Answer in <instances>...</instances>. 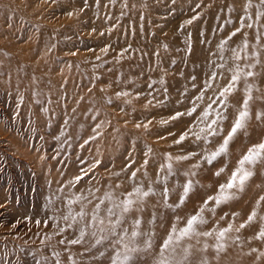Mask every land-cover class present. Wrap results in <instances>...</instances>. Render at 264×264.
Segmentation results:
<instances>
[{
    "label": "rangeland",
    "instance_id": "rangeland-1",
    "mask_svg": "<svg viewBox=\"0 0 264 264\" xmlns=\"http://www.w3.org/2000/svg\"><path fill=\"white\" fill-rule=\"evenodd\" d=\"M19 1L23 4L27 0ZM32 1L38 6L42 23L55 26L52 32L43 34L39 23L34 25L27 22L15 26L25 19L22 7L15 3L7 5L8 8L0 6V32L2 27L12 23V37L16 42L26 46L34 44V48L40 54L39 59H33L34 63L51 59L53 71L62 72L67 80L44 81L41 78H23L27 84L29 80L34 79L41 86L29 88L28 103L24 99L21 103L11 94L12 88H16V85L4 88L0 82V222H2L0 239L20 237V242H32L33 240L26 238L27 232L35 230L45 222L53 226L55 232L56 225L66 227L62 220H53V217L60 216L56 215L55 209L60 214L67 213L65 197L72 198L73 194L86 193L87 190L94 192L95 197H100L106 191H112L123 200L135 186L142 182L147 189L151 181L158 194L148 198L145 211L139 215L144 221L142 230L155 233L153 248L150 252L141 253L137 264H153L159 246L175 222V216L186 217L195 214L203 200L207 196L216 195L219 185L227 182L231 172L238 166V161L248 150L253 145L264 142V119H256L257 112H264V102L255 99L264 95V69L258 65L252 70L262 74L255 79L248 78V82L254 83L260 91L257 92L255 88L252 91L254 99L249 101L250 119L247 121L246 134L242 131L233 139L229 144V155L226 158H218L213 165L202 163L198 175L191 179L198 180L203 187L197 186L177 213L174 214L163 207V199L159 193L163 191L164 186L154 181L160 165L168 162L166 154L170 153L176 157L186 155L189 151H200L204 147L209 151H215L222 143V137L230 131L232 121L243 104L244 80H240L235 91L227 98L229 107L226 110L219 102L212 106L213 109L223 111L228 119L224 121L223 133L208 145H205L203 140L193 143L195 141L193 133L199 132L205 124L193 125V117L185 116L175 121H170L169 117L175 115L177 111L185 112L192 107L189 97H195L197 88L207 78L205 73L221 71L216 67L223 63L220 59L219 45L240 26V17H245V23H252L253 27H243L241 33L224 45L225 51L222 55L228 60L229 67L233 65V61L229 59L232 56L231 49H236L241 57L245 55L238 47L242 44L244 33H247V38L251 34L255 37L252 45L256 44L258 31L264 34V27H261L264 25V16L258 21L256 18V5L259 4V0H252L253 6L247 10H245L247 0H99V3L96 0ZM260 10L264 11V6H261ZM9 12L11 17L6 18L5 14ZM248 16H251V20L247 19ZM189 20H192V23L189 24ZM17 31L21 35H18ZM260 43L264 44V36ZM104 48H108L107 53L102 51ZM254 50L252 46L248 47L247 54L251 56ZM260 59L264 62V51L260 52ZM252 62L243 58L237 61L244 71L249 70L245 65ZM31 71V68L25 66L22 73L26 75ZM225 75L230 79L231 73L226 72ZM193 76L196 77L195 82L192 80ZM13 78H16L14 71L7 73L2 71L0 76V80L3 81ZM227 82L223 78H218L219 86L213 82L217 95ZM150 83L151 89L148 88ZM194 83L197 88L193 87ZM51 87H55L53 92L50 91ZM83 91L93 98L88 97L84 101V114L80 115L76 134L69 136L64 130L72 121L63 115L61 100L70 97L75 99V96H80ZM121 92H128L130 95L118 98L116 94ZM36 93L51 95L52 107L60 110V116L56 121L52 119L53 111H47L48 105L38 100ZM137 93L142 95L137 98ZM208 97L215 98L211 90L206 93L204 101L198 102L200 104L198 112L210 102ZM109 100L112 103H109ZM23 103L28 105L32 103L37 111L48 118H43V121L40 119L48 126L46 130L42 131L33 126L32 113L26 114L29 108ZM161 121L169 122L162 124ZM98 123L101 124V128L97 131L101 135L95 140H89L82 148L84 141L95 134L93 129ZM138 123L141 125L139 128L136 127ZM145 124H148L147 129L144 127ZM190 126L192 132L188 138L179 145L175 144L174 141ZM6 132H9V136ZM62 135H65L66 139L60 138ZM42 144L45 146L47 161L56 157L54 159L56 163L50 167L37 160L30 163L25 161L24 149L28 147L31 150H40ZM146 146L152 149V154L147 157L149 160L147 168L142 169L141 165L146 159ZM58 148L60 152L57 154ZM197 159L199 157L180 162L172 161L177 172L168 180V203L179 201L183 191L180 185L189 179L181 173L190 169ZM96 161L100 163L94 168L91 167ZM132 161H135L132 168L122 171ZM225 161L228 168L216 177L215 171L222 167ZM138 168L141 170L137 172L135 180L129 179L131 172ZM82 169L89 170L88 175L75 188L71 187L68 181L82 175ZM252 171L254 175L245 191L238 194V199L221 205L214 218L211 213H204L209 222L201 227V231L211 229L216 221H219V228L227 227L229 223L233 225V230L227 233L224 241V250L217 252L209 245L206 253L196 251L204 243L216 244L214 236L199 238V244L195 240L185 241L186 244L195 245L192 264H198L202 259H206L207 264H264V256H260V253L264 252V240L254 238L264 225V221L259 219L260 216H264V203L253 224L240 229L239 232L235 230L246 221L259 196L264 195V162L258 163ZM144 172H147V176ZM116 173H119V176L115 175ZM165 174L166 172L161 173V178ZM61 187L63 192H57ZM56 196H60L61 199L56 200ZM90 199L93 203L87 205L89 212L97 202L94 197ZM50 200L55 202L50 204ZM157 201L160 203L157 204ZM47 202L54 214H49L45 209L44 204ZM72 207L74 211H79V205ZM103 207L105 205H102V209ZM153 211L163 215V220L157 225L147 223ZM225 212H228L229 216L220 220ZM233 212L240 213L239 217L233 219L231 216ZM101 215H104L103 211ZM136 215L135 212L131 214L133 218ZM37 221H40L39 225ZM184 223L185 220L181 219L177 227H183ZM64 236L74 238L71 231L63 233ZM64 246L70 248V251H67L71 257L70 264L73 261H76V264H111L110 257L115 255L112 249H106L103 245L90 251H85L81 245ZM101 251L105 252L103 257L99 255ZM18 259L24 263L20 257ZM8 260L12 263L16 260L14 252L9 254ZM55 261L50 264H54ZM0 263L4 264V261L0 259Z\"/></svg>",
    "mask_w": 264,
    "mask_h": 264
},
{
    "label": "snow or ice",
    "instance_id": "snow-or-ice-1",
    "mask_svg": "<svg viewBox=\"0 0 264 264\" xmlns=\"http://www.w3.org/2000/svg\"><path fill=\"white\" fill-rule=\"evenodd\" d=\"M96 2L99 3V0H96ZM252 6V0H247L245 10ZM261 6H264V0H259V4L256 5L257 21L261 16H264V11L260 10ZM197 7H199V5H197ZM197 18L198 17H193V19ZM247 19L251 20V16H248ZM188 23H192V20H189ZM229 23H231V21H229ZM239 23L240 26L236 27L219 45L221 51L220 59L223 61V63L216 65V67L221 71L217 72L213 70L209 73H205L207 78L202 82L200 87L197 88V85L195 83L193 84V87L197 88V93L194 98L189 97L192 107L187 109L185 112L177 111L175 115L169 117L170 121H175L185 116L193 117V125H196L197 123L205 124V127L200 128L199 132L193 133V135H195V141H193V143L203 140L204 144L208 145L212 143L216 137L223 133L224 121L228 119V116L225 115L223 111L213 109L212 106L219 102V104L226 110L229 107L227 98L235 91L236 85L240 82V80H244L245 96L243 104L241 105V108L238 109V115L232 121L230 131L227 132V135L222 137V143L216 147L215 151H209L207 147H204L201 148L200 151H189L186 155H180L176 157H173L169 153L166 154V159L168 162L166 164L160 165L154 183L162 184L164 186L163 191L159 193L163 199V207L169 209L174 214L177 213L178 209H181L185 205L186 201L190 197V193H192L197 186L203 187V185L199 184L198 180L191 179V177L198 175L199 170L202 167V163L213 165V162L217 161L218 158H226L229 155V144L233 141V139L242 131H244L246 134L247 121L250 119L249 101L254 99L252 96V91L254 88L257 92L260 91L259 88H256L254 83L248 82V78L251 77L255 79V77L262 74L261 72L252 70L258 65L264 69V62H262L260 59V52L264 51V44L260 43L264 34L260 33L259 31L257 32L256 44L252 45V48L255 50L251 53V56H249L247 54L249 47L247 33H244L242 44L238 47L240 48V51L245 53V55L244 57H241L236 49H231L230 51L232 52V56L229 57V59L233 61V65L229 67L228 60L222 55V53L225 51L224 45L227 44L228 41L232 40V38L238 33H241L243 27H253L252 23H245V17H240ZM261 27H264V25H261ZM257 45H259V48H257ZM102 51L107 53L108 48H104ZM74 54L75 53H73V55ZM242 58L244 60L253 61L252 63L245 65V67L249 69L248 71H244L240 64L237 63V61L241 60ZM97 59H99V57H97ZM226 72L231 73L230 79L227 75H225ZM218 78H223L228 82L226 86L220 88L217 95L216 89L213 88V82H216L218 85ZM192 80L195 82L196 77L193 76ZM151 87L152 84L150 83L148 88L151 89ZM210 90L213 92V96L215 98L208 97L210 102L205 108L198 112V109L200 108V104L198 102L204 101L206 93ZM148 94L151 95V92ZM116 95L119 98L120 96H129L130 93L121 92L117 93ZM141 95L142 93H137L136 97L139 98ZM255 99L264 102V95L257 96ZM108 102L112 103L111 100ZM126 102L131 103V101ZM149 103H151V101H149ZM213 114L215 115L213 116ZM210 117L213 118L209 120ZM256 119H264V112H257ZM168 122L169 121H161L162 124H166ZM65 123L67 122L65 121ZM149 123H151V121H149ZM140 126L141 125L139 123L136 125L137 128ZM144 127L147 129L148 124H145ZM100 128L101 124L98 123L93 129L95 134L84 141V143L81 145L82 148L84 145L89 143V140H95L97 136L101 135V133L97 131V129ZM190 132H192L191 126L187 131L183 132L179 138L174 141V143L177 145L181 144L186 140V138H188ZM151 154L152 149L147 147V151L145 152L146 159L141 165L142 169L147 168L149 163L147 157H149ZM196 157H199L196 163L191 165L190 169L181 173L182 175L189 177V179L186 183L180 185V187L183 188V191L179 196V201L176 203H168V180L170 177L176 175L177 172V170L173 167L172 161L175 160L180 162ZM261 162H264V142L253 145V147L248 150V152L238 161V166L231 172L227 182L221 183L219 185L216 195L207 196V198L203 200V203L198 206L195 214H190L186 217H181L179 215L175 216V222L172 224L167 237L159 246V252L154 257L153 264H192V257L194 255L193 248L195 245L191 243L186 244L185 241L195 240L196 243L199 244V238L201 237L214 236L216 244L212 245L211 247L217 252L224 250V241L226 239L227 233L233 230V225L229 223L227 227L219 228V221H216V224L213 225L211 229L207 231H201V227L209 222L208 219L205 218L204 213H211L212 217L214 218L216 216L217 209L220 208L221 205H226L230 201L238 199V194L245 191L248 182L254 175L252 168ZM99 163V161H96V163L91 167L94 168ZM134 163L135 161H132L131 163L127 164L125 169H122V171L132 168ZM245 165L250 167H245ZM141 168L132 171L129 179L135 180L137 172H139ZM227 168L228 164L225 161L223 166L215 171L214 175L219 177L225 172ZM88 171L89 170L82 169V175H78L73 180H69L68 184L75 188L84 179V177L88 175ZM165 172L166 174L161 178L160 174ZM115 175L119 176V173H116ZM144 175L147 176V172H144ZM152 183L153 182L150 181L147 189H145L143 183L141 182L139 185L135 186L133 191L128 193L123 200H120L112 191H106L104 195L100 197H95V193L91 190H87L86 193L81 192L80 194H73L72 198L65 197L67 213L61 214L59 217H53V220H62L65 222L66 227L56 225V234L60 235L67 231H71L74 234V238L69 239L67 236H64L58 243L67 246L81 245L84 246L85 251H90L92 248L103 245L106 249L110 248L115 252V255L110 257L111 264H137L140 254L150 252L153 248V239L155 233L152 231L142 230L141 226L144 221L142 216L139 215L145 211V204L148 201V198L157 196L158 194L157 190L152 186ZM117 187H119V185H117ZM96 191H99V189H96ZM57 192H63V187L57 189ZM90 197H94L97 201L93 205L91 212L87 210V205L93 203ZM60 199V196H56V200ZM54 202L55 201L53 200L49 201L50 204ZM159 203L160 201H157V204ZM262 203H264V195L259 196V198L256 200V203L253 206L251 213L247 216L246 221L241 223L239 228L235 229L237 232H239L240 229L253 224L257 220L258 212L262 206ZM72 205H79V211H74ZM102 205H105L103 209ZM153 207L155 208V205H153ZM101 211L104 212V215H101ZM133 212L137 213L134 218L131 216ZM239 215L240 213L238 212L231 213L233 219L239 217ZM228 216L229 213L225 212L224 215L220 217V220H224ZM181 219H184L185 223L183 227L178 228L177 224L181 221ZM259 219L264 221V216H260ZM162 220L163 215H158L155 211H153L152 217L147 221V223L150 225H157V223ZM36 223L39 225L40 221H37ZM126 224L127 226H125ZM160 226L162 227L163 225L160 224ZM45 227H47V222H45ZM254 238L264 240V225L261 226L260 231L256 233ZM236 239L238 240L239 237ZM209 247L210 246L207 243H204L203 246L201 248H197L196 251L206 253ZM120 249H123V251H120ZM65 251H70V248L66 247ZM252 251H256V249H252ZM54 254L59 257V253ZM99 255L103 257L105 252L101 251ZM260 256H264V252H261ZM69 258L71 259V257ZM57 264H60L59 259H57ZM72 264H76V261H73ZM198 264H207V260L202 259L198 262Z\"/></svg>",
    "mask_w": 264,
    "mask_h": 264
},
{
    "label": "bare ground",
    "instance_id": "bare-ground-1",
    "mask_svg": "<svg viewBox=\"0 0 264 264\" xmlns=\"http://www.w3.org/2000/svg\"><path fill=\"white\" fill-rule=\"evenodd\" d=\"M14 3L22 7L23 15L25 17L23 21H19L21 23L15 26L18 27L19 25L25 24L27 22L34 25L39 23L40 24L39 28L43 34H49L55 28L54 25L50 26V25H44L42 23V21L40 20L41 14L38 9V6L36 4H33L32 0L29 1L27 0L26 2H23L24 5L21 4L19 0H0V6H4L6 8H8L7 5H12ZM5 17L10 18L11 12L6 13ZM12 30H13V24L10 23L5 25V27H2V32H0V76L2 74V71H5L6 73L7 71H14L16 73V78L4 79V81L0 80V82L1 84L4 85V88H11L16 85L17 86L16 88L14 89L12 88L11 94L15 95L21 103H22V99H24L26 103H28L30 98L29 88L33 89V87L39 88L41 86L34 79L29 80L27 84L26 80H22L23 78L24 79H27L28 77L41 78L44 81H58V80H67V79H65L62 72L55 73L53 71V62L51 59L50 60L44 59L43 61L35 64L33 59H39L40 54L34 48V44H32V46L18 44L16 42V39L12 37V32H11ZM17 32L18 35H21L19 31ZM254 39L255 37L252 34L248 36L247 40L249 43V47L252 46ZM28 41L30 43L32 42L30 40ZM25 66L32 69V71L26 75L22 73L23 67ZM54 89L55 87H51L50 91L53 92ZM45 92L49 94L48 91L45 90ZM36 96L38 100L44 101L48 105L47 111L49 110L53 111L52 119L53 121H56L60 116V110L54 109L52 107L51 95H41L36 93ZM26 97L28 98L25 99ZM75 97H76L75 99L73 97H70L67 98L66 100H63V98L61 100L62 103L61 111L63 112V115L65 117L68 116L72 121V124H68V126L64 130L68 132L67 134L69 136H75L76 134L77 125L80 121V115L84 114V101L88 97L93 98L92 96L87 95L85 91H83L80 96H75ZM20 102L19 104L21 105ZM26 103H23L29 108L28 111H26V114L29 115L30 112L32 113L33 126L40 128L42 131L46 130L48 126L43 124L40 121V119L43 121V118L46 119L48 118L45 115H43L40 111H37L32 105V103L29 105ZM6 133L8 134L9 132ZM60 138L66 139L65 135H62ZM20 141H22V139ZM42 145L43 146L41 147L40 150H31L28 147L25 148L24 149L25 161L30 163V162H36L37 160L39 163H46V165L50 167L51 165L56 163L54 161L56 157H53L52 159L47 161L44 152L45 146L44 144ZM59 152H60V148L57 149V154ZM44 178L45 177H41V179ZM35 196L36 195L34 194V197ZM44 206L49 214H54V211L49 207L48 202L47 204L45 203ZM55 213L56 215H61L60 212L56 209H55ZM54 230L55 228L53 226L47 224V227H45V223H44L41 226H37L35 230L27 232L28 234L26 238L29 240H33L32 242H26V241L20 242V237H6L0 239V259L2 260V262L4 261V264H50V262H52L53 260H56L54 264H57V259H59L60 264H70L69 255L67 251H65V246L58 243L63 238V234L57 235ZM207 244L210 246L213 245L210 243ZM11 252H14L16 256V260H14L13 263L11 260H8L9 254ZM54 253H59V257H57ZM18 257H20L24 263H21Z\"/></svg>",
    "mask_w": 264,
    "mask_h": 264
}]
</instances>
